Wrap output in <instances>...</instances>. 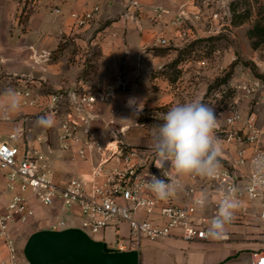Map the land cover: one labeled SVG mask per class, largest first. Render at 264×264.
I'll return each mask as SVG.
<instances>
[{
	"label": "rangeland",
	"instance_id": "1",
	"mask_svg": "<svg viewBox=\"0 0 264 264\" xmlns=\"http://www.w3.org/2000/svg\"><path fill=\"white\" fill-rule=\"evenodd\" d=\"M161 1L166 3L167 7L163 4V8L158 6L150 8V12L155 16L154 19L148 17L150 15L147 12L148 19L143 24L145 34L136 24L137 31L143 37V44L136 53L130 54L125 50L129 43H133L131 41L133 38L127 39L121 33L116 39V47L118 50L122 49V52L111 51L108 59L100 62L101 50L97 47L101 43L105 44V41L98 36V32L108 26L107 22L94 28L87 35H70L65 42H61L59 46L61 51L68 50L67 79L72 81L68 82L66 87L57 89L41 81L34 83L33 80H39L43 74L42 68L35 71L33 79L27 76V69L12 72L6 69L0 60V92L6 88L30 92L29 98L19 96L21 107L17 112L7 118H0V127L3 128L0 129V133L5 135L13 133L14 124L20 121L23 126L28 123L34 125L39 132L44 130L48 137L47 141H53L55 137L57 139L58 126L68 114L75 111L65 100L59 105L57 114L48 113L46 97L58 90L67 92L75 90L80 94L94 97L95 103L91 108L83 106L84 115L88 119L87 126L93 137L99 138L104 147L110 144L109 147L112 148L116 145L125 149L137 148L154 155L152 138L156 126L162 123V115L173 105L201 99L213 106L217 115L221 116L220 129H225L224 119L228 115L229 106L233 105L239 115L234 129L247 132L250 130L249 125H253L259 131V145L264 150V43L253 49L247 36L248 30L258 16L264 13V0ZM157 9L168 11L162 21L156 18ZM139 13L137 8L131 16L138 17ZM178 16H184L182 23L177 27L171 26L170 20ZM26 18L27 14L21 15L19 19L23 26ZM242 19L244 22L239 25L238 22ZM117 20L115 18V21ZM159 35L166 39L165 44L158 41ZM91 43L97 44L90 46ZM58 51L51 53L52 61L58 59ZM32 60L38 64L43 63L41 62L43 59ZM19 62L25 64L19 58L13 64L16 63V66ZM76 62L79 71L74 68ZM81 65L84 66L81 68ZM223 79L226 80L221 83ZM243 84L252 86L254 91L243 94L238 90ZM222 91L225 92L222 94ZM131 98L142 102L138 114L128 106ZM31 102L35 103L32 105ZM42 116L51 117L53 125L37 126L36 121ZM71 118L78 123L81 132L83 127H87L78 115H72ZM220 144L222 150L220 162L227 164L225 159H233L237 143ZM57 150H60L59 147ZM74 160L75 156L72 155L70 162ZM170 170L179 185L174 199L179 198L177 201L184 203V195L191 181L189 177H176L173 170ZM67 176L70 178L73 175ZM1 196L0 192V211L4 212L5 207L3 208L2 204L8 197ZM30 205L36 212L35 216L23 224L15 222L9 228V234L18 247L20 264H27L23 248L29 236L38 231L50 230L57 222V210L46 209L36 202ZM236 221L238 222L227 224L229 227L223 234L237 235L252 228L251 231L254 232L251 235L254 239L252 242L260 247L258 228L254 220L249 216H239ZM97 236L93 238L97 239ZM16 237L17 240L21 237L18 243ZM114 240L109 236L105 239L108 249H113ZM164 246L165 243L162 241L149 243L143 240L139 251L142 257L141 264H177L186 259V264H214V260L220 257L218 250L214 248L192 246L191 243L187 246L178 245L175 251L165 249ZM192 258L197 260L192 261Z\"/></svg>",
	"mask_w": 264,
	"mask_h": 264
},
{
	"label": "built area",
	"instance_id": "2",
	"mask_svg": "<svg viewBox=\"0 0 264 264\" xmlns=\"http://www.w3.org/2000/svg\"><path fill=\"white\" fill-rule=\"evenodd\" d=\"M130 5L138 8L136 0H130ZM98 10L93 8V12ZM58 13V9L53 10ZM156 18L162 21L168 11L155 10ZM74 23L83 27L90 19L88 14L78 16ZM133 18V16H132ZM184 16L174 17L169 24L177 27ZM157 20V19H156ZM158 41L166 43L159 35ZM257 85V83H256ZM243 94L254 91L252 86L243 84L238 87ZM225 91H222V94ZM20 97L29 98L30 92L17 91ZM67 100L73 107V114H68L58 128L57 142L60 151H70L76 146L75 157L89 165V170L76 174L65 182H57L50 166L51 148L46 138L38 142L46 144V151L37 148H23L10 141L17 136L11 134L8 139L0 137V171L3 173L7 189L12 193L0 214V236L7 252L6 259L0 264H20L14 238L9 234V225L25 223L34 214L32 202L46 209L77 211L80 229L88 237H93L112 229L115 237L113 252H137L143 240L155 241L177 237L185 242H207L213 237L209 235L210 222L218 212V201L228 189L235 187L236 199L240 201L239 211L234 213L230 222L238 220L239 216H249L258 228V235L263 246L253 264H264V186L253 185L252 161L256 155L264 153L259 145V131L249 125L247 132L235 130L234 125L239 119L238 111L231 105L225 117V129H218L216 135L220 142L229 145L237 143L233 159H225L221 163L220 174L214 178L189 176L184 195L187 202L179 203L174 196L167 201L159 200L149 190L145 179L150 174L162 177H173L170 168L158 170L154 165V155L137 148H114L102 145L99 138L93 137L87 126L85 109L95 103L94 97L73 91H55L46 97L47 112L57 114L59 105ZM35 102H31L33 105ZM78 115L85 122L82 132L78 123L71 118ZM241 132V133H240ZM22 135V130L18 132ZM241 134V135H240ZM83 136V138H82ZM248 149L250 152H248ZM207 196L204 208L197 206L196 201L202 195ZM259 207H258V206ZM128 227V234L122 236L120 225ZM57 219L50 230L60 231L71 227ZM103 242V241H100Z\"/></svg>",
	"mask_w": 264,
	"mask_h": 264
},
{
	"label": "crops",
	"instance_id": "3",
	"mask_svg": "<svg viewBox=\"0 0 264 264\" xmlns=\"http://www.w3.org/2000/svg\"><path fill=\"white\" fill-rule=\"evenodd\" d=\"M136 1L140 13L138 17L132 18L131 14L136 12L137 8L130 5V0H0V60L3 61L5 68H8L12 72H21L22 69H27V76L33 77V79H35V71L42 68L43 74L39 77V80L32 79L34 83H36V81H41L45 84H51L57 89L62 86L66 87L68 82H72L67 79L69 66L67 65L66 56L68 50L64 49L61 51L59 46L61 42H65L66 38L70 35H87V33L91 32L94 28L107 22L108 26L98 32V36H101L102 40L105 41V44L101 43L97 47L101 50L100 62L106 61L111 51L116 53L122 52V49L118 50L119 48L116 47V39L121 33L122 35L124 34L127 39L131 40V38H133V40H131L133 43H129L125 47V50L130 54L139 51L140 46L143 44V37H141L140 33L137 31L136 24L139 29H142L141 31H143V34H145L146 32L143 30V24L146 23L145 21H147L148 17L154 19L155 16V14L150 12V8L153 6L163 8V4L166 6V3H163L161 0ZM94 7L98 8L96 12H93ZM55 8L58 9V13L53 12ZM147 12L150 15L148 17ZM25 14H27V18L25 26H23L19 22V19L21 15ZM85 14H88L90 19L83 27H78L74 23L75 18L72 15L82 16ZM115 18L118 20L115 21ZM157 26L158 25H156V27ZM96 44L97 43H91L90 46H95ZM56 50H59L58 59L52 61L50 55ZM25 54H27L26 58ZM43 56L44 58H41ZM18 58L22 59L25 64L19 62V64L15 66L16 63L13 64V62ZM32 59H43L41 61L43 63H35ZM83 66L84 65H81L80 67L82 68ZM74 68L76 71L80 70V68L77 67V62ZM33 110L36 111L35 108ZM0 129L3 130L2 127H0ZM13 130L14 132L16 131V133L11 132L7 135L0 133V137L7 140L9 134L17 135V137L10 142L18 146L20 151L23 150V148H39L43 152L46 151V144L38 142V139L48 138L44 130L39 132L34 125L28 123L23 126V123L20 121L14 124ZM20 130H22L21 136L18 134ZM57 133L58 129L56 134ZM48 142L51 144H48V146L50 145L49 147L52 149V153L50 154V166L53 170L55 181L63 182L69 179L67 174L75 175L89 170V165L79 161L76 157L73 161L74 163L70 162L71 156H75L76 146L72 147L70 151L62 152L57 150L59 144L56 137L53 141L50 140ZM0 192L2 194L1 197H8V200L3 203L4 205L2 204L4 208L11 198L12 193L8 191L6 181L1 171ZM176 200H179V198H176ZM185 202L187 201L185 200ZM55 210H57L58 214L56 219L66 223L71 222V227L78 228L79 218L77 217V211L68 212L59 208ZM1 213H3V211H0V214ZM35 213L34 210V214L31 218L35 216ZM234 222L237 223L238 221L235 220ZM12 224L9 225V228H11ZM227 227L229 226H226V228ZM119 229L122 236L128 234L127 225L121 224ZM251 230L252 228L246 229L237 235L222 234L207 242H185L177 237L144 241L149 243L162 241L165 243L164 248L171 251L177 250L178 245L181 246L182 244L183 246H187L188 243H191L192 246L196 245L198 247L205 246L214 248L218 250V254H220V257L214 260V264H253L255 255L263 250V246L260 245L259 247L252 242L254 239H252L253 237L251 235L254 232L252 233ZM108 236L115 239L113 230L110 228L100 233L95 240L106 243L105 239L108 238ZM18 238L17 240L16 237V243L21 239V237ZM112 244H110L112 248H115L116 241L114 240ZM16 248L18 254V247ZM138 256L141 264L142 257L140 254ZM6 257L7 252L3 239L0 237V260L6 259ZM191 260L194 261L197 259L192 258ZM186 262L187 259L186 261H179L177 264H186Z\"/></svg>",
	"mask_w": 264,
	"mask_h": 264
},
{
	"label": "clouds",
	"instance_id": "4",
	"mask_svg": "<svg viewBox=\"0 0 264 264\" xmlns=\"http://www.w3.org/2000/svg\"><path fill=\"white\" fill-rule=\"evenodd\" d=\"M135 98L128 101V106L138 114L140 104ZM21 107L17 91L6 88L0 92V118H7ZM222 115V114H221ZM162 123L156 126L152 138L154 165L158 170L172 169L176 177L197 176L214 178L220 174L222 156L221 144L216 136L220 128L221 116L215 108L195 99L171 106L161 117ZM54 121L51 117L42 116L36 121L37 126L51 127ZM253 185L264 186V153L256 155L252 161ZM145 183L155 197L167 201L176 194L177 179L150 174ZM237 189L232 187L224 192L218 201V212L210 222L209 235L216 238L225 232L226 225L240 207L236 199ZM207 196L202 194L196 201L201 209L206 206Z\"/></svg>",
	"mask_w": 264,
	"mask_h": 264
},
{
	"label": "water",
	"instance_id": "5",
	"mask_svg": "<svg viewBox=\"0 0 264 264\" xmlns=\"http://www.w3.org/2000/svg\"><path fill=\"white\" fill-rule=\"evenodd\" d=\"M23 256L27 264H140L137 252H113L77 228L31 234Z\"/></svg>",
	"mask_w": 264,
	"mask_h": 264
},
{
	"label": "trees",
	"instance_id": "6",
	"mask_svg": "<svg viewBox=\"0 0 264 264\" xmlns=\"http://www.w3.org/2000/svg\"><path fill=\"white\" fill-rule=\"evenodd\" d=\"M244 20H240L238 24H242ZM248 39L251 41V46L253 49L257 48L260 44L264 43V13L258 16V19L253 24V26L247 32ZM229 76V75H227ZM223 79L221 83L225 82Z\"/></svg>",
	"mask_w": 264,
	"mask_h": 264
},
{
	"label": "bare ground",
	"instance_id": "7",
	"mask_svg": "<svg viewBox=\"0 0 264 264\" xmlns=\"http://www.w3.org/2000/svg\"><path fill=\"white\" fill-rule=\"evenodd\" d=\"M130 108V107H129Z\"/></svg>",
	"mask_w": 264,
	"mask_h": 264
}]
</instances>
